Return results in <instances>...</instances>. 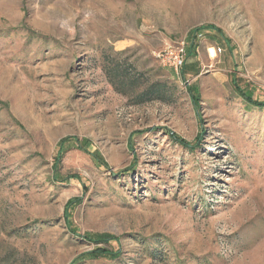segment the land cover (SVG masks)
Here are the masks:
<instances>
[{"label": "rangeland", "instance_id": "1", "mask_svg": "<svg viewBox=\"0 0 264 264\" xmlns=\"http://www.w3.org/2000/svg\"><path fill=\"white\" fill-rule=\"evenodd\" d=\"M253 100L264 0H0V264H264Z\"/></svg>", "mask_w": 264, "mask_h": 264}, {"label": "built area", "instance_id": "2", "mask_svg": "<svg viewBox=\"0 0 264 264\" xmlns=\"http://www.w3.org/2000/svg\"><path fill=\"white\" fill-rule=\"evenodd\" d=\"M197 35L198 34L195 36ZM201 35L202 34L200 33L198 36L201 37ZM190 46L191 44H189L186 39L169 43L157 53V58L162 65L171 67L177 72V74H180L186 65ZM214 49L216 54L222 52L221 47Z\"/></svg>", "mask_w": 264, "mask_h": 264}, {"label": "trees", "instance_id": "3", "mask_svg": "<svg viewBox=\"0 0 264 264\" xmlns=\"http://www.w3.org/2000/svg\"><path fill=\"white\" fill-rule=\"evenodd\" d=\"M196 32H197V30H195V33H194V37H193V39H192V43H191V48H193L194 46H195V40H196ZM234 84H235V88H238V92L243 96V97H245V98H248V99H250L245 93H244V91L241 89V86H239L238 85V83L235 81L234 82ZM158 97H162L161 95H158ZM252 101V100H251ZM253 104H255V105H257V106H264V102H257V101H255V100H253ZM94 253H96L98 256H106V257H116V256H118V255H116V253H114V252H112V251H110V250H108L107 248H105V247H98L97 248V250H96V252H94Z\"/></svg>", "mask_w": 264, "mask_h": 264}, {"label": "bare ground", "instance_id": "4", "mask_svg": "<svg viewBox=\"0 0 264 264\" xmlns=\"http://www.w3.org/2000/svg\"><path fill=\"white\" fill-rule=\"evenodd\" d=\"M214 50H215L214 47H211L209 50V51H211L210 55L212 56V58L216 57V54H215L216 52L214 53Z\"/></svg>", "mask_w": 264, "mask_h": 264}]
</instances>
